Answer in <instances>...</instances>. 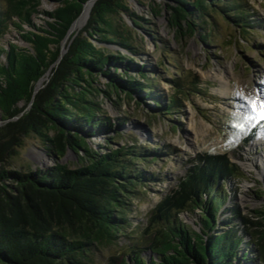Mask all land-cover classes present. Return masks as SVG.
<instances>
[{
    "label": "trees",
    "instance_id": "trees-1",
    "mask_svg": "<svg viewBox=\"0 0 264 264\" xmlns=\"http://www.w3.org/2000/svg\"><path fill=\"white\" fill-rule=\"evenodd\" d=\"M53 1L56 8L43 13L50 20L43 28L30 19L39 0H9L6 11L0 9V119L11 120L27 108L16 122L0 128V264H89L94 247H107L125 232L127 203L139 196L137 186L148 181L134 162L158 154L134 146L105 148L108 154L92 150L89 138L102 134L106 146L114 139L106 137L113 124L103 116L99 97L111 103L113 97L135 101L164 120L181 105L175 94L165 102L155 92L149 70L131 58L139 56L137 50L111 23L109 18L124 14L132 27L154 34L148 19L130 10L125 0ZM161 2L152 17L165 11L167 26L180 38L198 34L204 39L205 17L211 14L242 32L255 23L233 0ZM11 18L22 22L16 29L27 48L1 44ZM22 25L30 30L23 31ZM67 31L66 52L60 57ZM48 75L45 87L33 94L36 82ZM197 78L189 86L179 79L171 84L183 95L190 87L197 90ZM30 137L50 158L68 151L82 154L79 169L59 163L12 169ZM185 170V177L149 213L142 236L125 255L110 257L106 264H264V207L254 211L255 220L242 216L236 206L223 209L231 217L218 221L227 201L226 182L243 177L238 166L225 156L204 154ZM183 213L198 218V232L180 220ZM244 237L253 243H244Z\"/></svg>",
    "mask_w": 264,
    "mask_h": 264
},
{
    "label": "rangeland",
    "instance_id": "rangeland-1",
    "mask_svg": "<svg viewBox=\"0 0 264 264\" xmlns=\"http://www.w3.org/2000/svg\"><path fill=\"white\" fill-rule=\"evenodd\" d=\"M8 1L0 0L1 11H6ZM125 1L130 10L148 19L154 34L146 36L142 30L132 27L124 14L109 18L111 23L137 50L139 56L131 58L138 66L149 70L148 77L155 86V92L165 102L175 94L181 105L173 109L170 120H164L161 116L152 117L149 107L138 106L135 101L116 97H113L112 103L101 97L96 101L104 112L103 116L113 124V132L106 137L114 139L106 146L102 134H97L88 139L92 150L108 154L110 151L106 149L134 146L148 148V151H155L158 155L134 162V168L143 172L148 181L145 186H137L139 196L127 203L126 220L129 225L125 232L116 234V240L111 245L94 247L89 264H106L110 257L125 255L127 248L142 236L140 232L155 205L177 185L179 179L185 177L187 163L204 154L225 156L243 174L236 181L226 182L227 201L219 211L218 221L231 217L230 214L223 215V209L236 206L242 216L255 220L254 211H261L264 207V128L260 126L261 122L245 119L250 112L249 99L261 93L264 98V0H233L251 14L250 19L255 23L252 29H245L249 32L229 26L222 16L211 14L210 18L205 17L208 26L202 40L198 34L180 38L167 26L165 11L158 17H152L153 11L163 6L161 0ZM38 3V12L30 19L35 27L43 28L44 22L50 21L43 13L54 10L56 4L53 0H39ZM19 22L16 18L8 21L9 28L2 45L9 41L27 48L19 37L22 32L16 29ZM21 27L23 31L30 30L24 25ZM67 43L68 40H65L63 49ZM107 48L115 51L114 47ZM118 50L126 55L123 49ZM49 75L37 85L36 92L45 87ZM194 77H198L199 81L197 90L190 87L186 94L175 93L178 90L171 84L172 81L179 79L189 86ZM99 82L103 88L102 79ZM26 110L11 120H1L0 128L16 122ZM39 144L30 137L20 157L12 163V169H45L56 163L71 170L79 169L77 163H80L82 154L68 151L62 158H50ZM197 213L195 211L194 215ZM194 215L183 213L180 220L197 231L198 218ZM243 242L253 243L249 237H244ZM144 257L150 258L147 253Z\"/></svg>",
    "mask_w": 264,
    "mask_h": 264
},
{
    "label": "snow or ice",
    "instance_id": "snow-or-ice-1",
    "mask_svg": "<svg viewBox=\"0 0 264 264\" xmlns=\"http://www.w3.org/2000/svg\"><path fill=\"white\" fill-rule=\"evenodd\" d=\"M247 103L250 108V112L245 119L256 121L257 123L264 122V98H250Z\"/></svg>",
    "mask_w": 264,
    "mask_h": 264
},
{
    "label": "water",
    "instance_id": "water-1",
    "mask_svg": "<svg viewBox=\"0 0 264 264\" xmlns=\"http://www.w3.org/2000/svg\"><path fill=\"white\" fill-rule=\"evenodd\" d=\"M55 3V2H54ZM85 4H87V3H85ZM85 4H83V6H82V10H83V7H84V5ZM74 22V21H73ZM73 22H72V24H73ZM72 24H71V26H72ZM71 26H70V28H71ZM70 30V29H69ZM67 33H68V31L66 32V34H65V36H64V38H63V40H62V45H60V57H62V55L65 53V51H66V47L63 49V45H64V41H65V38H66V36H67ZM60 60V59H59ZM58 63V60L55 62V64H57ZM51 67H53V66H51ZM38 82H36V84H37ZM36 84H35V87H33V94H35L36 93V91H37V86H36ZM0 121H1V119H0ZM262 209V208H261ZM194 230V229H193ZM196 231V230H195ZM197 232H198V230H197Z\"/></svg>",
    "mask_w": 264,
    "mask_h": 264
},
{
    "label": "bare ground",
    "instance_id": "bare-ground-1",
    "mask_svg": "<svg viewBox=\"0 0 264 264\" xmlns=\"http://www.w3.org/2000/svg\"><path fill=\"white\" fill-rule=\"evenodd\" d=\"M68 34V33H67ZM67 39V36H66V38H65V40ZM258 97H261V98H263V96H262V93L261 94H259L258 95ZM262 162H263V168H264V159H262ZM245 167H247V168H250V166L249 165H245Z\"/></svg>",
    "mask_w": 264,
    "mask_h": 264
}]
</instances>
